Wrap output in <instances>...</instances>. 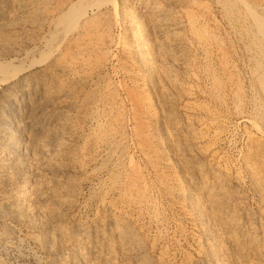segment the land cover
I'll return each instance as SVG.
<instances>
[{"label":"rangeland","instance_id":"374dc122","mask_svg":"<svg viewBox=\"0 0 264 264\" xmlns=\"http://www.w3.org/2000/svg\"><path fill=\"white\" fill-rule=\"evenodd\" d=\"M11 69L0 264H264V0H0Z\"/></svg>","mask_w":264,"mask_h":264},{"label":"bare ground","instance_id":"6f19581e","mask_svg":"<svg viewBox=\"0 0 264 264\" xmlns=\"http://www.w3.org/2000/svg\"><path fill=\"white\" fill-rule=\"evenodd\" d=\"M127 8V7H126ZM130 9V8H129ZM131 11V10H130ZM130 11H127L126 9H125V12L126 13H129ZM65 13V12H64ZM128 16V17H127ZM127 19H126V22H127V27H133L135 24H138L137 22H139V17L138 16H131V15H129V14H127ZM131 16V17H130ZM151 16H153V15H151ZM66 17V16H65ZM64 17V21L65 22H67V20H68V18L66 17L65 18ZM157 17V16H156ZM144 18V17H143ZM151 19H153V18H151ZM155 19H157L156 21L157 22H160L161 23V19L160 18H155ZM155 21V20H154ZM140 24V23H139ZM159 24V23H158ZM160 25H162V24H160ZM164 26V25H163ZM162 26V27H163ZM135 27H137V26H135ZM165 27V26H164ZM163 27V28H164ZM132 29V28H131ZM134 29V28H133ZM140 42V41H139ZM143 45V44H142ZM137 47H139V46H137ZM137 49V48H136ZM144 49V48H143ZM139 50V49H138ZM147 51V50H146ZM69 56V55H68ZM143 58V57H142ZM70 64V63H69ZM71 65V64H70ZM48 66V65H47ZM3 70V69H2ZM12 70V69H11ZM46 70H48V72H50L52 75H54L56 72H57V69L55 68V67H52V66H49L48 68L46 67ZM0 72H2L1 70H0ZM84 72V71H83ZM78 73H80V72H78ZM82 73V72H81ZM85 73V72H84ZM19 75H21L20 74V72H19V70L18 69H14V70H12L11 72H7L6 71V73H3V75H1L0 76V81L1 82H8V81H10V80H13V79H17L18 77H19ZM79 75V74H78ZM62 76V75H61ZM83 78V77H82ZM81 80H83V79H81ZM31 84L32 83H29V81H27V82H21L20 81V83H19V85H20V87H21V91H22V93H23V96H24V98H25V100H26V103L28 104V105H30V106H32L33 104H35V101H37L36 100V97H37V94H35L34 93V90H33V88L31 87ZM36 84V83H35ZM33 85V84H32ZM44 89V88H43ZM37 92V91H36ZM21 93V92H20ZM13 97V96H12ZM34 107V106H33ZM33 107H31V108H33ZM36 107V106H35ZM37 108V107H36ZM34 109V108H33ZM39 109V108H38ZM37 113L38 112H36V111H31V113L30 114H28V121H31L32 122V120L35 118L34 116H38L37 115ZM165 113V112H164ZM163 113V114H164ZM40 116V115H39ZM165 117V116H164ZM39 118V117H38ZM27 121V122H28ZM34 125V124H33ZM31 129V128H30ZM31 132V131H30ZM23 133V132H22ZM21 133V134H22ZM26 133V132H25ZM22 137V139H21V143H23V144H26V143H28V142H30V140H31V136H26V135H24V136H21ZM21 145V144H20ZM24 147V146H23ZM26 147H28L27 145H26ZM203 188V187H202ZM204 189V188H203ZM221 189H222V187H219V188H217L216 190H214V191H208L206 194L208 195V198H209V200H210V206H212L213 208H214V212L215 213H217V211H219V203H221L222 202V200H224V198H226L225 196H226V193L225 192H223V191H221ZM206 190V189H205ZM204 191V190H203ZM228 196V195H227ZM198 203H200V202H198ZM201 205V204H200ZM221 208V207H220ZM201 209H203V208H201ZM220 212V211H219ZM202 213V212H201ZM215 221H217L218 223H223V221H224V218L223 217H221V216H215ZM119 230V229H118ZM128 230V229H127ZM124 234H125V232H124ZM131 234V233H130ZM126 238V237H125ZM127 239V238H126ZM130 241H131V239H130ZM127 243V242H126ZM238 245V244H237ZM128 246V245H127ZM125 247V246H124ZM237 247V246H236ZM239 247V246H238ZM237 247V248H238ZM233 248V247H232ZM123 251V250H122ZM231 251V250H230ZM232 254V253H231ZM232 257L233 258H235L236 259V255H232ZM112 259V258H111Z\"/></svg>","mask_w":264,"mask_h":264}]
</instances>
